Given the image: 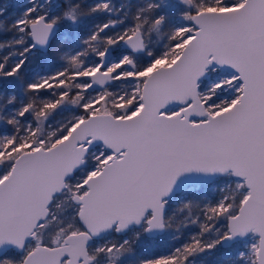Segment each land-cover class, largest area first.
<instances>
[{
    "label": "snow or ice",
    "instance_id": "obj_1",
    "mask_svg": "<svg viewBox=\"0 0 264 264\" xmlns=\"http://www.w3.org/2000/svg\"><path fill=\"white\" fill-rule=\"evenodd\" d=\"M0 264H264V0L0 6Z\"/></svg>",
    "mask_w": 264,
    "mask_h": 264
},
{
    "label": "rangeland",
    "instance_id": "obj_2",
    "mask_svg": "<svg viewBox=\"0 0 264 264\" xmlns=\"http://www.w3.org/2000/svg\"><path fill=\"white\" fill-rule=\"evenodd\" d=\"M26 0H0V6H10V11L15 12L16 9L22 8Z\"/></svg>",
    "mask_w": 264,
    "mask_h": 264
}]
</instances>
